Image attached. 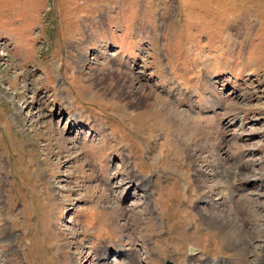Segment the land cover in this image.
Segmentation results:
<instances>
[{
    "label": "rangeland",
    "instance_id": "obj_1",
    "mask_svg": "<svg viewBox=\"0 0 264 264\" xmlns=\"http://www.w3.org/2000/svg\"><path fill=\"white\" fill-rule=\"evenodd\" d=\"M166 260L264 264V0H0V264Z\"/></svg>",
    "mask_w": 264,
    "mask_h": 264
},
{
    "label": "bare ground",
    "instance_id": "obj_2",
    "mask_svg": "<svg viewBox=\"0 0 264 264\" xmlns=\"http://www.w3.org/2000/svg\"><path fill=\"white\" fill-rule=\"evenodd\" d=\"M143 190H145L148 186H147V184H140L139 185ZM136 254H135V252H133L131 255H130V258H131V260H133V261H135L136 260Z\"/></svg>",
    "mask_w": 264,
    "mask_h": 264
},
{
    "label": "water",
    "instance_id": "obj_3",
    "mask_svg": "<svg viewBox=\"0 0 264 264\" xmlns=\"http://www.w3.org/2000/svg\"><path fill=\"white\" fill-rule=\"evenodd\" d=\"M188 251H189L190 253L195 252V250H194L192 247H189ZM164 264H173V263H172L170 260H166V261L164 262Z\"/></svg>",
    "mask_w": 264,
    "mask_h": 264
},
{
    "label": "crops",
    "instance_id": "obj_4",
    "mask_svg": "<svg viewBox=\"0 0 264 264\" xmlns=\"http://www.w3.org/2000/svg\"><path fill=\"white\" fill-rule=\"evenodd\" d=\"M208 60L211 61V63H212V61H213L214 59L212 58V60H211L210 58H208Z\"/></svg>",
    "mask_w": 264,
    "mask_h": 264
}]
</instances>
